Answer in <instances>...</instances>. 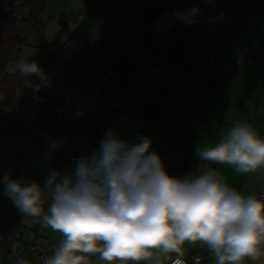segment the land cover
Returning a JSON list of instances; mask_svg holds the SVG:
<instances>
[{
    "label": "clouds",
    "instance_id": "9594fccd",
    "mask_svg": "<svg viewBox=\"0 0 264 264\" xmlns=\"http://www.w3.org/2000/svg\"><path fill=\"white\" fill-rule=\"evenodd\" d=\"M197 9L177 13L187 23ZM18 77L39 91L49 77L35 61L21 57ZM36 75L40 83L30 77ZM129 145L111 131L90 156L77 158L73 174L51 171L41 186L6 174L0 182L19 212L63 234L44 264H88L91 256L107 264L165 258L184 264L182 247L200 241L217 264H245L264 257V201L229 187L218 171L171 176L151 139ZM52 148L56 145L53 143ZM200 160L235 165L241 173L264 168V139L237 123L215 146L196 150ZM50 200L45 212V204Z\"/></svg>",
    "mask_w": 264,
    "mask_h": 264
},
{
    "label": "rangeland",
    "instance_id": "374dc122",
    "mask_svg": "<svg viewBox=\"0 0 264 264\" xmlns=\"http://www.w3.org/2000/svg\"><path fill=\"white\" fill-rule=\"evenodd\" d=\"M206 2L210 3L208 0H185L189 10L194 8L200 10L201 6H206ZM249 19H252L254 23H249ZM192 20L194 21L193 23L187 24L203 43L213 46L220 52H226L231 54V56H235L233 57L234 59H245L249 49L253 48V44L247 36V28L251 26L249 24H253L257 29L258 26L261 30L263 28L264 33V20L254 16H230L226 12L221 11L216 19L215 15H212L198 20L192 18ZM229 24L232 25V29ZM23 29L27 28L19 27V31L25 32ZM259 32L262 35V31ZM210 35L227 37L229 41L211 43L208 38ZM261 35L259 36V44L255 46L259 57L241 68L238 67L237 71L227 74L225 80L223 79L224 81L219 83L215 89H212L211 81H206L202 85L206 91V97L202 102L194 94V90L196 89L194 81L188 80L191 77L190 75L187 76L189 73L186 75V83L182 86L181 93L191 100L188 101L184 109L179 108L177 110L179 119L173 120H175L178 126L173 127V131L185 143H189L190 137L193 136L191 158L200 160L196 152L199 146L203 144H207L210 147L215 146L225 138L230 129L235 126L231 120L239 118L242 113L249 112V114H246V119L243 123L249 125V121L252 118L250 126L261 139H264V40H262ZM221 44L224 45L223 49L220 47ZM145 51L144 49V51L141 50L136 53V50H134L133 52L130 51L128 55L127 67L132 69L134 75L140 69L148 67L147 61L143 64L141 61H137L138 58L143 56ZM41 52L40 49L26 45L22 49V57L38 59L41 56ZM81 52L80 47L75 48L74 46L67 45L64 48L60 46L53 47L46 54L45 64L48 70L46 75L49 77V83H53V77L56 74H54L52 68L54 66L57 67V62L61 58L69 56L70 77L72 81L68 83L69 85H73L72 91L68 87V83L58 81L57 79L54 82L58 90H55V92L58 93L60 90V96L67 100L65 103L66 108L71 109L69 116H59L55 120L50 121L46 126H39L35 119L40 108V91H36L32 87L19 88L17 91V96L29 101L24 104L16 103L6 111L0 110V116L6 117L10 122H17L29 130L28 135L23 141L17 136L0 135V153L2 155L0 159V180H2L1 177L9 174V171L14 169L18 170L16 177L13 179L35 181L41 186L45 184L46 178L51 171H57L62 174H73L75 168L74 161L77 158L86 157L85 134L89 131L100 129L99 144L109 131L129 145L138 143V131L142 121L138 116L134 115L135 108L126 101L120 100L117 103L115 102L117 105H112V115L100 126L101 114L99 107L102 101L99 95L89 88L95 72L92 69V65L85 66L82 65V61L77 60L75 54H81ZM168 53L169 49L164 53L165 61ZM195 53L196 47L187 44L186 54L193 55ZM139 64L140 66L136 68ZM6 69L13 72L17 69V63H8ZM241 70L242 73L245 70L247 71V77L243 78L239 74ZM236 73H238L237 77H235ZM183 74L184 72L181 66H179L177 68V75ZM109 82L111 85H106L104 91L116 94L119 91L120 76L116 74ZM127 85L122 89H127L123 96L132 92V89L128 88ZM143 85L145 84L140 86V91L143 93L142 96L151 98V90H144L146 88ZM154 85H151V87L157 89ZM174 86L179 89L178 86L180 85ZM78 89L80 90L79 93ZM42 91L46 94L49 102L50 91L47 89V86L43 87ZM226 103L228 109H224ZM221 115L222 119H220ZM36 133L39 134V137L35 135ZM149 138L151 139V137ZM38 139L46 140V144L36 149L39 143ZM151 141V146L155 149L163 147L159 140L151 139ZM53 143L56 145L55 148L51 147ZM17 155L20 156L17 157ZM69 157H72V159ZM200 169V171H195L194 168L189 167L184 171L176 172L173 176L198 175L207 170L208 167H201ZM216 171H218L229 187L234 188L243 196H255V193L264 194V168H260L255 172L241 173L236 171L235 165L217 164ZM47 202L50 203L51 201L48 200ZM10 209L13 210L16 217H20L22 222L26 224V229L29 233L32 234V229L37 226L39 234L44 232L52 238L56 237L57 240L63 241L64 237L62 238V233L52 230L42 221L24 217L15 207L9 196L5 194L2 183L0 186V213L10 215ZM20 227L22 229L25 228L22 225ZM210 252L212 253V251ZM134 263L147 264L148 262L140 261Z\"/></svg>",
    "mask_w": 264,
    "mask_h": 264
},
{
    "label": "crops",
    "instance_id": "0c3cea01",
    "mask_svg": "<svg viewBox=\"0 0 264 264\" xmlns=\"http://www.w3.org/2000/svg\"><path fill=\"white\" fill-rule=\"evenodd\" d=\"M26 1L35 0H0V11L12 9L17 19H23L29 14L28 7L24 5ZM208 1H210V3L208 4L206 2V6H201L200 10L197 12H200L204 9H213L218 4L238 5L243 8H264V0ZM90 7L97 9L99 13L93 14L89 12L88 9ZM188 10L189 8L186 5L185 0H145L142 4H139L135 0H122L119 4L112 3L111 0H44L41 12L38 15V20L43 26L44 39L52 43V46L47 50V53L56 46H60L62 48L66 47L67 45L74 46L75 48L80 47L82 50L81 54H75L77 60L82 61V65H92V69L95 72L89 88L92 85H97L105 90L106 85H111L109 82L110 79L112 77L114 78L115 75L118 74L112 68H109L106 73L98 72L99 67L104 62L105 56L111 58L116 64H118L120 63L123 50L128 51L129 53L130 51L133 52L136 50L137 53V51H144V49L147 51L151 46L153 53L158 55L160 58L159 67H156L154 64L147 61L148 67L146 69H140L136 72L137 74H135V76L142 82L130 80L127 86L128 88L132 89V92L126 94V96H123L124 92L127 90L125 89L121 90L118 96L115 95L116 98L114 99L113 103L114 106L117 105L115 102L117 103V101L123 100L135 108L141 99L146 98L142 96L143 93L140 91V86H142V84H145L143 85L146 88L144 90H151V98L154 92L159 90V87L155 89L152 88L151 85H154L158 82L160 73L165 70L169 64L172 51V28L174 27L176 19L179 18L177 13H183ZM221 11L226 12L230 16H247L245 12H238L236 10L229 12L228 10L221 8L219 10H214L211 14L208 13L203 17L206 18L215 15L216 19ZM249 20V23H254L252 19ZM62 23H65V26L63 27L61 34L57 39L56 36L61 29ZM249 25L251 26L247 28V36L251 40L250 42L253 44V48L249 49L247 55L251 54L253 55L254 59H257L259 57V53L255 46L259 44V36L261 35L259 31H262L261 38L264 40L263 28L261 30V28L258 26V30L253 24ZM19 27H25L27 29H23L25 32H22L19 31ZM250 27L253 29H250ZM230 28L232 29V25ZM15 30L18 34L26 38L29 44L28 46L40 49L39 47L32 46L35 40V33L30 25H28L26 22H18L16 24ZM129 32H134L133 39L131 42L126 43V34ZM254 32L256 35L253 34ZM192 33L194 34L193 31ZM195 36L197 37V35ZM223 39L229 41V38L227 37H224ZM128 44L129 49L127 50L126 46ZM223 46L224 45L221 44L220 47L223 49ZM209 47L212 48L213 51H216L219 56H222V58L211 62L204 54L197 55V62L195 66L187 75L191 76L188 80L194 81L197 89L200 85H204L206 81H211L212 89H215L219 83L225 80V76L227 74L235 72L239 69L235 66V63H232L234 61L233 57L235 56H231V54L226 52H220L211 45H209ZM167 49H169V53L165 61L164 53ZM43 55L44 53L41 52V56L35 60L41 59ZM69 60V56L67 55L57 62V67L54 66L52 68L54 74L56 73L53 77V83L56 81V79L61 82L63 81L64 83L72 81V78L70 77ZM128 60L129 58H127L126 65ZM145 62L146 61L142 62V64ZM164 62L165 66L163 67ZM139 66L140 64L137 65L136 68ZM161 69L162 71H160ZM246 72L247 71L245 70L242 73L241 70L239 74L245 78L247 77ZM45 74H47V72H45ZM237 76L238 73L235 74V77ZM36 79V75L31 77L32 82ZM185 83L183 85H185ZM54 85V90L58 91L56 84ZM182 86H178L179 89H177L175 86L171 87L168 90V98L160 103V108L164 111L166 114V119L170 123L175 122L173 119H179V113L177 110L179 108L184 109V107H186L188 104V101L191 100L190 98H186L181 93ZM68 87H70L72 91L73 85H69L68 83ZM79 92L80 90L78 89V93ZM54 94L60 95V90L58 93L54 91ZM246 114H249V112H246L245 114L242 113L239 118L231 120L232 123L235 125L237 123H243V121L246 119ZM251 124L252 118L249 121V125ZM1 157L2 155L0 153V159ZM201 167L208 166L200 165L197 167V171H200ZM16 174L17 173L11 174V170L9 171V175H11L12 178L16 177ZM1 184L2 183H0V186ZM9 213L10 215H4L0 213V229L4 227L5 222L8 225L7 236L5 235L6 237L4 240L1 239L0 234V264H44V261L38 258L25 259L29 253L30 246L37 245L43 250L49 249L50 257L60 247L62 241L57 240L56 237L52 238L44 232L39 234L37 231V226L32 229V234L29 233V231L26 229V224L22 222L20 217L15 216L12 209L9 210ZM20 225L25 228L22 229ZM182 251L185 257L188 259L192 255L198 254L203 258L202 264H217L216 257L209 251L207 245L200 241L194 243L186 242L182 247ZM172 256H176V253H170L167 258L161 255L158 260L155 259L147 261V264H168ZM88 264H107V262L100 260L99 254H96L95 256L89 257ZM115 264H120V262L116 261ZM128 264L135 263L129 261ZM245 264H264V257H261V259L257 261L246 260Z\"/></svg>",
    "mask_w": 264,
    "mask_h": 264
},
{
    "label": "trees",
    "instance_id": "16d2710c",
    "mask_svg": "<svg viewBox=\"0 0 264 264\" xmlns=\"http://www.w3.org/2000/svg\"><path fill=\"white\" fill-rule=\"evenodd\" d=\"M136 1V0H135ZM44 0H35V1H26L24 3L25 6L29 9V14L27 17L23 19H17L12 9H6L0 11V110L6 111L14 106L16 103L24 104L29 101L27 99H23L17 96V91L19 88H25L21 78L18 77V70H14L13 72L7 71L6 67L8 63L15 62L22 57V49L24 46L29 45L26 38L20 34H18L15 30L16 24L18 22H26L28 25L32 27L35 33V40L32 46L39 47L44 53L43 57L39 60L28 58L30 61H35L38 63L39 67L43 70V72H47L46 68V55L47 50L52 46V43L46 41L43 36V26L38 20V15L41 12V8ZM224 8L229 12L238 11L245 12L247 16H257L264 20V8L254 7V8H243L238 5H220L218 4L213 9H204L200 12H196L192 17L195 20H198L205 16L208 13H212L214 10H219ZM180 18H177L178 20ZM182 20V19H181ZM184 21V20H183ZM185 22V21H184ZM175 24V23H174ZM186 30H179L177 27H173V32L171 35L172 40V51L169 59V64L165 70L160 73L159 80L154 87L158 88L152 96V98H143L135 107L134 115L138 116L141 121V127L138 131V143L140 142V137H151L152 140H159L163 147L155 149L153 146L149 149L150 152H156L164 162L166 171L173 175L179 171L180 168L186 170L188 167V161L191 160L193 162V166L195 171H197V167L200 165H207L208 168L216 170L217 164L215 162H205L202 160H196L191 158L192 154V137H190L189 143H185L178 135H176L173 131V127L177 123L168 122L166 119V114L160 108V103L168 98V90L171 86L180 85L182 86L185 82L186 75L191 71V69L195 66L197 62V55H187L186 47L187 44L192 45L187 42L188 37H193L202 42L198 37H196L187 22H185ZM65 23H62L61 29L56 36L59 38L61 31ZM252 27H250L251 29ZM253 29V28H252ZM134 32H129L126 34V43L131 42L133 39ZM256 35V33H253ZM209 40L211 42H224L225 39L219 36H209ZM203 43V42H202ZM206 44V43H204ZM209 46L208 44H206ZM128 51L123 50L122 57L120 63L116 64L111 58L105 56L103 64L99 67L98 72L106 73L109 68L114 69L120 76V86L119 91L116 94H110L111 97L108 101H102L99 107L100 109V126L108 119L109 116L113 113L112 105L114 103L115 95H118L120 91L130 82V80H135L136 82H142L139 78H137L133 73L132 69L127 67L126 62L128 58ZM201 55V54H200ZM250 58V61H254L253 55H247L245 57ZM244 59V58H240ZM138 62L148 61L154 64L156 67H159L160 58L158 55H155L152 52V47L150 46L146 53L138 58ZM63 66V65H62ZM181 66L183 75H177V68ZM31 79V77H30ZM39 77L35 81L36 84L39 81ZM92 86L90 87V89ZM43 87L40 88L39 92V102L40 108L36 116V122L39 126H46L50 121L55 120L57 117L51 116V106L50 102H48L46 94L42 91ZM201 90V92H200ZM53 92L50 93V97L58 96ZM205 92L204 98L206 97V91L203 86L200 85L198 89L194 90V94L197 96L199 100V95L202 92ZM67 102V101H66ZM224 109H228L227 103L224 105ZM223 109V110H224ZM222 119V115L221 118ZM99 126V127H100ZM181 126V125H180ZM99 130L97 131H89L85 134V145L87 147L86 156H90L92 152L98 149L99 145ZM29 130L24 126L20 125L17 122H10L6 117L0 116V135H11L17 136L20 140H24L28 135ZM38 137V136H37ZM39 143L37 144L36 149L46 144V140L38 139ZM20 155H17L19 157ZM177 163L175 164V162ZM18 169L11 170V174L17 173ZM49 203L46 202L45 210ZM4 225V224H3ZM4 228V229H3ZM8 232V225L5 222L4 227L0 229L1 239H5ZM6 235V236H5ZM173 257V256H172ZM171 257V258H172Z\"/></svg>",
    "mask_w": 264,
    "mask_h": 264
},
{
    "label": "built area",
    "instance_id": "2783aa9c",
    "mask_svg": "<svg viewBox=\"0 0 264 264\" xmlns=\"http://www.w3.org/2000/svg\"><path fill=\"white\" fill-rule=\"evenodd\" d=\"M121 1L122 0H111L112 3H116V4L121 3ZM136 1L139 4H142L145 0H136ZM88 11L93 13V14L99 13L97 9H94L92 7H90L88 9ZM174 26L177 27L179 30H182V31L186 30L185 22L181 19L176 20ZM187 42L194 45L196 47L197 53L204 54L208 58V60L211 62L216 61L219 58H222V56H219V54L216 51H213L212 48H210L206 44L200 42L198 39H195V38L190 36L187 38ZM248 62H250V58H246V59H240L239 58V59H234V61L232 63H235L236 67H241ZM54 86H55L54 83H49V86H47V89L50 91V93L53 92ZM91 90L96 92L102 101H108L111 97V95L108 91H104L101 87H99L97 85H92ZM204 96H205V92L203 91L199 95V101H201L204 98ZM66 101L67 100L64 97L52 96L49 100L50 106H51L50 115L54 116V117H59V116L60 117H67V116H69L71 109L66 108V106H65ZM35 135L38 136L39 134L36 133ZM69 158L72 159V157H69ZM191 166H193V162L191 160H189L188 161V167H191ZM179 171H184V170L182 168H180ZM171 176H173V175H171ZM255 196L257 197V199L264 201V194L255 193ZM49 252H50L49 249L43 250L42 248H40L37 245H32V246H30L29 253L25 257V259L27 260L30 258H38V259L45 261V259L49 257ZM175 258H176V256L172 257L168 264H172V261ZM182 259L184 261V264H202V262H203L202 256H200L198 254L192 255L189 259L186 258L185 255L183 254Z\"/></svg>",
    "mask_w": 264,
    "mask_h": 264
},
{
    "label": "water",
    "instance_id": "95a60500",
    "mask_svg": "<svg viewBox=\"0 0 264 264\" xmlns=\"http://www.w3.org/2000/svg\"><path fill=\"white\" fill-rule=\"evenodd\" d=\"M126 49L127 50L129 49V44L126 46ZM38 83H40V79H39Z\"/></svg>",
    "mask_w": 264,
    "mask_h": 264
}]
</instances>
